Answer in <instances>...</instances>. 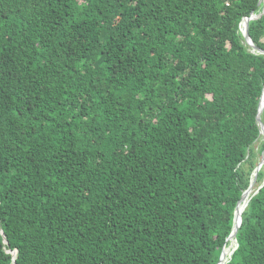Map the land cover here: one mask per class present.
Returning a JSON list of instances; mask_svg holds the SVG:
<instances>
[{"label": "trees", "instance_id": "trees-1", "mask_svg": "<svg viewBox=\"0 0 264 264\" xmlns=\"http://www.w3.org/2000/svg\"><path fill=\"white\" fill-rule=\"evenodd\" d=\"M258 1L0 0V264L218 263L257 166ZM243 211L225 264H264L263 169Z\"/></svg>", "mask_w": 264, "mask_h": 264}, {"label": "water", "instance_id": "water-1", "mask_svg": "<svg viewBox=\"0 0 264 264\" xmlns=\"http://www.w3.org/2000/svg\"><path fill=\"white\" fill-rule=\"evenodd\" d=\"M264 0H259L258 1V5L260 6L262 4ZM262 15H264V9L260 12V13H255L254 11L250 14V16H247V17H244L245 20V24H244V28H242L241 24L242 22L239 24V28H240V31H241V34L243 36V42L245 44H247L248 46H250L251 50L253 52H256V53H262L264 54V49L260 48L259 46H257L254 41L252 40V38L250 37L249 35V23H250V20H254V19H257L259 17H261ZM261 98V97H260ZM260 101V100H259ZM260 104V103H259ZM258 104V112H257V116H256V120H257V123L259 125V130H260V133H259V136H263V139H264V132L262 131L264 129V122L262 121V118H261V111H260V105ZM263 154H264V150H263ZM258 173H259V167L256 166L255 168V172H254V177L253 179H251V182H250V185L248 187L247 190H245L241 196V198L239 199L237 205H236V208L234 210V214L236 213V210L238 208V205L240 203V201L242 200L244 194L250 190L253 186H254V183L257 181V178H258ZM260 188V187H259ZM258 192V189L255 191V193ZM241 222H242V217H241V220L240 222L238 223V225H235V215H234V226H233V229H232V232L230 233V235L228 236L227 238V241H229V239H233L235 238L236 240V234H237V231L241 225ZM224 248H225V245L223 246V249H222V252H221V255H220V259L218 261L217 264L220 263L221 261V257H222V254H223V251H224ZM237 248V244L236 246L234 247L232 253L234 252V250ZM231 253V254H232ZM12 254L14 256L13 260H15V255H16V251H12ZM231 256V255H230Z\"/></svg>", "mask_w": 264, "mask_h": 264}, {"label": "bare ground", "instance_id": "bare-ground-1", "mask_svg": "<svg viewBox=\"0 0 264 264\" xmlns=\"http://www.w3.org/2000/svg\"><path fill=\"white\" fill-rule=\"evenodd\" d=\"M245 20L246 19H244L242 24H241L242 28H244ZM260 111H261V114L264 111V90H263L261 98H260ZM262 131L264 132V129ZM257 166L259 167V171L264 167V154L262 155V158H261L260 162L257 164ZM253 177H254V175H253ZM252 192H253V187L244 194L242 200L240 201L238 208L236 210V213H235V225H238V223L240 222L241 214H242V212H244L243 210L246 208ZM235 246H236L235 238L229 239L228 243L225 245V248H224V251H223V254L221 257V261L219 264H225L226 263V261L230 257Z\"/></svg>", "mask_w": 264, "mask_h": 264}, {"label": "rangeland", "instance_id": "rangeland-1", "mask_svg": "<svg viewBox=\"0 0 264 264\" xmlns=\"http://www.w3.org/2000/svg\"><path fill=\"white\" fill-rule=\"evenodd\" d=\"M259 9H260V11H262L264 9V1L259 6ZM263 140H264L263 139V136L258 137V139L252 145V153H251L252 154L251 155V163L252 164L257 165L260 162L261 158H262V155H263L262 148H263V142H264ZM251 163L250 164H247V166H245L247 170L250 168V166H252ZM255 168H256V166L254 167V169L251 172V177L252 178H253V175H254V172H255ZM262 169L264 170V167ZM255 186H256V182L254 183L253 189H254Z\"/></svg>", "mask_w": 264, "mask_h": 264}]
</instances>
